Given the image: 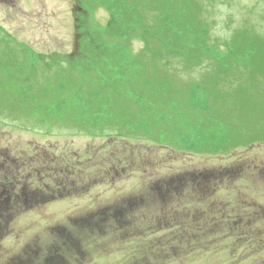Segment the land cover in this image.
<instances>
[{
    "label": "rangeland",
    "instance_id": "obj_1",
    "mask_svg": "<svg viewBox=\"0 0 264 264\" xmlns=\"http://www.w3.org/2000/svg\"><path fill=\"white\" fill-rule=\"evenodd\" d=\"M194 3L203 9L210 37L220 41L210 55L227 57L225 43L241 46V37L252 43L245 49L264 54V0ZM110 11L111 3L100 0H0V264H26L27 251L28 264H44L50 250L49 258L58 255L61 264H264V141L239 145L251 132L264 137V78L250 73L251 66L264 71V60L245 59L234 67L236 77L220 79L216 67L210 72L220 79L217 86L238 84L247 97L239 114L251 120L249 131L240 135L231 102L218 129H209L238 138L231 149L217 150L214 143L193 152L200 140L192 129H174L181 135L171 131L155 141L162 136L157 124L155 140L126 137L116 131L120 122L109 119L80 128L81 97L96 85L83 79L119 75L123 91L115 94L141 91L130 66L143 49L141 30L114 36ZM85 33L91 35L84 45ZM100 45L124 55L114 68L93 60ZM31 94L39 96L37 110L25 108ZM60 97L67 103H58ZM205 99L192 92V104L202 107ZM46 101L49 112L42 108ZM84 222L87 228L79 229ZM177 232L182 238L163 252Z\"/></svg>",
    "mask_w": 264,
    "mask_h": 264
},
{
    "label": "trees",
    "instance_id": "obj_2",
    "mask_svg": "<svg viewBox=\"0 0 264 264\" xmlns=\"http://www.w3.org/2000/svg\"><path fill=\"white\" fill-rule=\"evenodd\" d=\"M100 1L111 3L110 12L113 16V23L108 30L115 32L114 36H120L117 31L123 33L135 26L141 30L143 49L130 62V66L137 71L141 91L136 96L132 95V92H128L129 95L115 94L114 92L123 91L118 86L122 80L119 75L111 81L108 78L102 81L100 77L93 80L83 79V81H92L96 85L93 90L91 89L88 98L81 97V110H84V115L82 120L76 116L79 120L78 127H91L92 129L96 127L95 125H100L103 120L109 119L113 122H120L122 131H116L122 132L126 137L130 133L132 138L151 139L152 127L157 124V127L160 126L162 136H159L157 140L152 138L155 141L162 140L164 133L173 131L172 133L181 135V132L184 134L188 132V129H192L195 140H200L197 149H192L193 152H204L214 143H217L215 146L217 150H221L227 149V145L229 148L232 147L238 138H231L227 133L226 136L225 133L216 134L209 129H218L216 126L220 124L217 123L218 117H224L222 111H225L228 103L231 102L234 104L233 119L239 127L237 130L239 129L240 135L249 131L252 125L251 120L246 114H239L247 100L244 90L238 89L240 85L235 83L232 89L229 87V90H225L222 86H217L216 82L220 81L225 73H227L226 76L236 77L237 72L234 67L243 64L245 59L249 63H254L257 59L264 60V54L261 51L257 54L255 47L245 49V45H251V42L241 37L238 40L243 41L244 49L241 50L243 44L236 47L226 42L227 57L216 58L210 55L208 49L220 41L216 42L210 37L209 24L202 16L203 9L201 5H195V0ZM142 9L151 11V15L142 14ZM86 33L82 36L84 45L91 35V33ZM90 39L92 42L93 38ZM95 50L98 58L93 60L110 61L112 66L114 60H121L124 56L115 47L106 48L100 45L96 46ZM235 53L241 56L238 57ZM214 67L219 69L220 79L210 73ZM109 68L111 69V65ZM250 73L251 77L264 78V71L260 66H251ZM255 82L257 81L253 78L252 83ZM193 91L204 93L206 99L202 107L191 103ZM20 93H23V90H20ZM29 97L30 102L25 103V108L34 107L33 110H37L35 105L39 104V96L31 94ZM142 101L145 102L146 107L140 106ZM214 101H218L217 104ZM260 101H262L261 116L264 119V100L260 99ZM61 102L67 103L66 98L60 97L58 103ZM115 102H118V107L112 106ZM38 108L40 109V105ZM42 108L47 112L51 111V105L47 101L42 104ZM154 109L155 114L147 117L146 113ZM235 110H238V113ZM94 111L96 113H93ZM144 127L149 130L144 131ZM174 129H179L181 132ZM252 133L246 137L241 136L243 140L239 138V145L264 141L263 136ZM157 135L152 134L153 137ZM219 136H224L225 141L220 142L217 138Z\"/></svg>",
    "mask_w": 264,
    "mask_h": 264
},
{
    "label": "flooded vegetation",
    "instance_id": "obj_3",
    "mask_svg": "<svg viewBox=\"0 0 264 264\" xmlns=\"http://www.w3.org/2000/svg\"><path fill=\"white\" fill-rule=\"evenodd\" d=\"M19 180V179H18ZM6 204H7V201H6ZM101 221L102 220H109L108 218L107 219H100ZM110 220H115V221H118L117 219H110ZM94 223H95V225H98V223H99V221H94ZM164 223H166V222H164ZM119 225L120 226H125V227H127L128 226V224H126V222H125V220H121L120 221V223H119ZM166 225H167V223H166ZM162 226H163V224L161 225V228H162ZM171 228H173V226H170ZM84 228H87V226H86V224H85V222L84 223H82L80 226H79V229H82V230H84ZM179 228H183V226H181L180 224H179ZM178 228V229H179ZM117 230V229H116ZM126 235H128V234H126ZM182 236L183 235H181L180 234V232H177V235H175V234H172V237H169L167 240H165L164 241V243H163V246H162V249H163V252H166V253H168V248H169V246L171 245V243H177V241H178V239L179 238H182ZM60 240H63V241H65V242H67V238L66 237H63V235H61L60 237ZM162 252V253H163ZM24 254H23V258H26V260H25V263H26V261L28 260V262L26 263V264H28L31 260H32V258L30 259V255H31V253H30V251H27L26 253L25 252H23ZM53 252L50 250L49 251V253L47 254V256H46V259L44 260V264H49L48 263V260L50 259V261L53 263V261H55L54 263L55 264H61L60 263V261L61 260H59V256L58 255H54L53 257L54 258H52V257H50L49 258V256H51V254H52ZM164 254V253H163ZM59 260V261H58ZM77 261V260H76Z\"/></svg>",
    "mask_w": 264,
    "mask_h": 264
}]
</instances>
